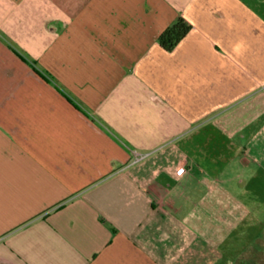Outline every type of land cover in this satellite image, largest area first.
I'll return each mask as SVG.
<instances>
[{
	"label": "crops",
	"instance_id": "crops-1",
	"mask_svg": "<svg viewBox=\"0 0 264 264\" xmlns=\"http://www.w3.org/2000/svg\"><path fill=\"white\" fill-rule=\"evenodd\" d=\"M261 174L264 0H0V264H206Z\"/></svg>",
	"mask_w": 264,
	"mask_h": 264
},
{
	"label": "rangeland",
	"instance_id": "rangeland-1",
	"mask_svg": "<svg viewBox=\"0 0 264 264\" xmlns=\"http://www.w3.org/2000/svg\"><path fill=\"white\" fill-rule=\"evenodd\" d=\"M263 186L264 177L262 176V174L255 180H249L250 192L244 195L245 197L243 196V198L247 199L246 201H248L249 196H252L255 200L264 202ZM253 211L254 212L251 213L249 219L245 221L239 220L238 235L232 238L234 239V242L236 240L237 249L235 251H230L229 249L227 251L222 250V252H212L209 256L207 255L206 264H208L209 259V264H264V218L260 216L261 214L264 215V208L262 209L261 213L260 207L257 204L254 205ZM245 223H247V226ZM249 224L253 225L249 227ZM245 227L246 231L248 232L247 235L242 231H245ZM249 232L256 238L250 240L251 238H249ZM228 241L230 240L228 239L226 242H223V248H225L226 246L229 247Z\"/></svg>",
	"mask_w": 264,
	"mask_h": 264
},
{
	"label": "trees",
	"instance_id": "trees-1",
	"mask_svg": "<svg viewBox=\"0 0 264 264\" xmlns=\"http://www.w3.org/2000/svg\"><path fill=\"white\" fill-rule=\"evenodd\" d=\"M192 25L183 17L169 26L159 37L160 44L167 50H172L179 41L191 30Z\"/></svg>",
	"mask_w": 264,
	"mask_h": 264
},
{
	"label": "built area",
	"instance_id": "built-area-1",
	"mask_svg": "<svg viewBox=\"0 0 264 264\" xmlns=\"http://www.w3.org/2000/svg\"><path fill=\"white\" fill-rule=\"evenodd\" d=\"M133 154H134V161L139 162L147 158L150 155V152H141L138 150H133Z\"/></svg>",
	"mask_w": 264,
	"mask_h": 264
}]
</instances>
